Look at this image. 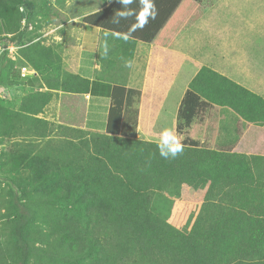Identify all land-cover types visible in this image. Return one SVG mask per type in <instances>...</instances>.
I'll return each instance as SVG.
<instances>
[{
	"label": "trees",
	"instance_id": "trees-1",
	"mask_svg": "<svg viewBox=\"0 0 264 264\" xmlns=\"http://www.w3.org/2000/svg\"><path fill=\"white\" fill-rule=\"evenodd\" d=\"M21 2L27 9L26 20L30 21L34 3L31 0ZM152 2L156 9L155 19H148L143 27L139 26L137 17L149 9L143 7L142 0H135L130 6L134 15L118 23L115 14L122 7L119 0L86 16L84 21L129 35L130 41L137 39L170 46L181 30L201 16L203 9L200 0ZM28 49L41 62L37 64L25 53V59L41 75L42 83L49 89L65 87L58 78L47 76L46 65H51L48 61L50 48L39 42ZM5 58L0 63L1 81ZM199 76L217 82L221 86L220 98L228 100V105L241 117L264 125L261 95L210 70L208 73L201 71ZM75 77L84 83L79 74ZM82 88L86 89L85 83ZM38 93L47 101L46 92ZM140 95L138 89L114 84L104 133L122 136L125 107L139 102ZM212 107L211 99L189 86L178 112V133L186 134L194 120H204L205 113ZM182 144L198 146L199 142L187 132ZM119 154L121 158L115 160V155L97 150L93 155L88 153L91 156L86 160L75 155L64 163L59 153L58 162L64 167L55 172V181L27 194L22 210L12 199L13 191L3 189L0 192V264H118L116 259L132 247L149 255L154 251L152 247L162 246L166 237L158 233L162 231L158 228L159 219L148 218L142 189L151 184H165L168 180H176L175 188L183 197L198 201L200 208L213 211L216 219V223L201 221L197 227L205 229L213 223L209 228L213 231L209 242V246H214L211 250L185 247L183 243L174 247L168 245L173 249L165 252L173 261L180 264H207L208 260H215L217 264H264V156L213 150L177 170L159 155L156 142L134 138L125 141ZM221 193L223 199L216 209L218 202L215 205L214 199ZM199 211L202 216L203 211ZM216 214L220 215L219 220ZM159 254L163 256L164 251Z\"/></svg>",
	"mask_w": 264,
	"mask_h": 264
},
{
	"label": "rangeland",
	"instance_id": "rangeland-1",
	"mask_svg": "<svg viewBox=\"0 0 264 264\" xmlns=\"http://www.w3.org/2000/svg\"><path fill=\"white\" fill-rule=\"evenodd\" d=\"M31 1L35 9L31 13L30 21H27V9L21 0H0V38H12L13 41L23 44L22 49L20 48V56L13 58L8 56L2 63V81L7 86V92L4 97H0V192L3 189H11L14 193L12 199L21 210L27 194L36 192L40 185L50 186L55 181V172L64 167L63 163L58 162L59 153L64 163L75 155L86 160L97 150L103 154H113L115 160H119L121 158L119 152L129 138L109 136L104 132L83 128L80 124V110L76 111L77 108H74L76 102L71 98L73 93L81 91L84 83L76 79L75 73L69 71L73 63L72 59L67 62L63 57L68 49L74 53L76 42L73 37L74 23L67 26L66 22L68 18L96 6L87 5V0ZM244 1H247L250 7L258 6L257 11L264 16V0ZM192 25L186 27L182 36L191 51L193 36L197 33L194 32ZM262 41L264 42V39ZM39 42L41 46L50 48L48 61L51 65H46L49 69L47 76L49 75L50 79L58 78L65 87L49 89L42 83L41 75L37 80L40 83L34 86L22 79L20 68L23 66L32 68L31 63L24 57L25 53L41 65L28 49L30 45ZM129 54L131 55L130 50L124 53L126 57L119 55V59L108 62L109 69H106V61L102 60L101 75L105 76L109 73L110 79L128 83L130 78L124 76L127 74L125 72L127 65L131 63L128 59ZM188 63L192 64L193 61H187ZM112 66H118L126 74L122 75L123 77L112 76ZM197 69L188 78L187 84L198 90L204 98L211 99L213 107L205 113L204 120L196 118L186 134H181L183 135L181 142L188 132V135L196 139L199 145H184L183 152L175 159H166V163L180 170L184 165L205 157L213 150L225 151L229 154L264 156V125L248 122L241 117L228 105V100L223 101L220 98L218 93L221 92V86L217 82L212 81L210 77L199 76L201 71L209 72L208 66ZM38 92H46L47 101L46 98L40 97ZM253 93L264 98L261 93ZM66 107H69L68 111ZM30 112L36 114L31 115ZM88 153L91 155L88 156ZM102 158L104 159V155ZM175 181L168 180L160 185L151 184L150 187L142 189L147 201L148 218L159 219L158 228L162 231L158 233L166 237L162 240L163 245L158 248L152 247L154 251L149 255L132 247L128 253L116 259L118 264H180L176 260L173 261L172 256H168L165 250L173 249L172 247L182 243L185 247H203L210 250L214 247L209 246L210 238L213 236V231L209 228L216 223L213 211L207 212L200 208L198 201L193 202L190 197H183L175 188L177 183ZM219 195V198L214 199L215 205L218 202L216 209L220 207L223 199L221 197L223 194ZM199 210L203 211L202 216ZM23 213L26 215L27 211ZM216 217L220 219L219 214H216ZM201 221L213 223L205 229L197 228ZM163 251L162 256L159 253ZM211 257L212 255L210 259ZM207 264H217V261L208 260Z\"/></svg>",
	"mask_w": 264,
	"mask_h": 264
},
{
	"label": "crops",
	"instance_id": "crops-1",
	"mask_svg": "<svg viewBox=\"0 0 264 264\" xmlns=\"http://www.w3.org/2000/svg\"><path fill=\"white\" fill-rule=\"evenodd\" d=\"M115 1L87 0V5L96 7L66 22L67 26L74 23L76 42L74 53L68 49L63 57L67 62L72 59L69 71L79 74L86 86L71 95L76 102L74 108L80 110L83 128L106 131L112 88L118 83L141 91L139 102L125 107L122 136L156 142L162 132L171 130L181 140L183 135L177 131L178 112L189 87L187 80L197 68L204 66L249 91L264 95V16L257 11L258 6L250 7L244 0H200L203 9L201 16L192 23L197 33L193 36L191 51L182 38L186 27L170 46H160L137 39L130 41L129 35L84 21L86 16L106 9ZM129 50L131 67H127V74L118 66H112V76L126 74L124 77L130 78L128 83L110 79L109 73L101 75L102 60L109 69L108 62L119 59V55L125 56ZM187 61L193 63L187 64ZM38 76L31 74L25 82L38 85Z\"/></svg>",
	"mask_w": 264,
	"mask_h": 264
},
{
	"label": "clouds",
	"instance_id": "clouds-1",
	"mask_svg": "<svg viewBox=\"0 0 264 264\" xmlns=\"http://www.w3.org/2000/svg\"><path fill=\"white\" fill-rule=\"evenodd\" d=\"M122 5L120 9L116 11L115 22H119L120 19H127L135 13L130 10V6L135 3V0H119ZM144 8L149 9L143 16H138L139 26L143 27L148 22V19H155L156 9L152 0H142ZM127 66L131 67L129 63ZM159 155L164 159H175L184 150V145L177 137L174 131L167 130L161 133L159 139L156 141Z\"/></svg>",
	"mask_w": 264,
	"mask_h": 264
},
{
	"label": "built area",
	"instance_id": "built-area-1",
	"mask_svg": "<svg viewBox=\"0 0 264 264\" xmlns=\"http://www.w3.org/2000/svg\"><path fill=\"white\" fill-rule=\"evenodd\" d=\"M23 47V44L13 41L9 38H0V63L2 59L6 56L14 57L20 56V48ZM21 75L23 78L29 77V75L38 74L35 69L29 67H21ZM12 91L11 87H9ZM7 86L1 81L0 78V97H4V94L7 92Z\"/></svg>",
	"mask_w": 264,
	"mask_h": 264
}]
</instances>
